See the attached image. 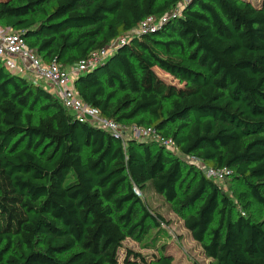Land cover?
<instances>
[{
    "label": "trees",
    "instance_id": "trees-1",
    "mask_svg": "<svg viewBox=\"0 0 264 264\" xmlns=\"http://www.w3.org/2000/svg\"><path fill=\"white\" fill-rule=\"evenodd\" d=\"M180 1L0 0V26L66 69L125 37L76 76L82 100L230 169L243 209L264 208V0H192L158 31L131 33ZM218 182L160 141L79 121L0 60V264H180L166 245L124 247L163 220L136 190L175 205L209 264H264V220L236 212Z\"/></svg>",
    "mask_w": 264,
    "mask_h": 264
},
{
    "label": "built area",
    "instance_id": "built-area-1",
    "mask_svg": "<svg viewBox=\"0 0 264 264\" xmlns=\"http://www.w3.org/2000/svg\"><path fill=\"white\" fill-rule=\"evenodd\" d=\"M191 1L181 0L171 12L160 18L146 17L131 33L146 34L158 31L170 17L181 14L185 6ZM125 39V37H122L112 41L106 47L93 53L89 58L81 60L73 68L66 69L56 61L45 63L29 48L21 34L0 26V60L12 73L20 75L29 73L36 79H42L54 86L56 96L62 100L67 109L74 113L79 121L89 122L110 131L115 136L120 137L123 143L128 138L137 139L146 135L152 140L160 141L168 149L175 147L173 139L162 137L153 127L138 126L136 124L126 125L103 116L98 108L86 104L74 88V81L78 74L108 58L119 44L124 43ZM19 60H22V63ZM206 173L209 177L222 181L225 177L230 176L232 171L228 168H222L219 170L210 169ZM136 192L139 193L137 190Z\"/></svg>",
    "mask_w": 264,
    "mask_h": 264
},
{
    "label": "rangeland",
    "instance_id": "rangeland-1",
    "mask_svg": "<svg viewBox=\"0 0 264 264\" xmlns=\"http://www.w3.org/2000/svg\"><path fill=\"white\" fill-rule=\"evenodd\" d=\"M257 0H252L255 3ZM157 72L165 79L177 84L178 81L174 80L166 72L157 69ZM27 79L28 74H22ZM56 95V93H53ZM195 135V132L194 134ZM137 139H148L146 135ZM175 156L180 157L185 164V171L190 166L195 167L198 170H202L205 173L210 169L205 164L198 161L195 158L186 156L184 152L180 151L177 147L168 149ZM207 174V173H206ZM224 192L237 203L236 212H246L254 221L264 220V208L253 203L248 211H245L242 207L245 201H239V193L245 188L240 183H237L232 177H225L222 181L218 182ZM143 201L148 202L154 209L158 210L163 216V220L159 222V225L154 222L149 223L147 232H144L140 239L128 238L124 242L125 248H131L148 256L151 254H157L158 249L166 245L168 252L172 254L174 260L180 264H209V259L202 253V249L197 242H195L189 231L185 228L183 222V216L175 209L174 204H166L162 198L154 193H148L146 195L138 193Z\"/></svg>",
    "mask_w": 264,
    "mask_h": 264
},
{
    "label": "crops",
    "instance_id": "crops-1",
    "mask_svg": "<svg viewBox=\"0 0 264 264\" xmlns=\"http://www.w3.org/2000/svg\"><path fill=\"white\" fill-rule=\"evenodd\" d=\"M19 62L22 63V60H19ZM29 75V80H32L34 82H37L39 84H41L42 86H44L45 88H47L49 91H51L52 93L56 92V88L54 86H52L51 84H49L48 82L42 80V79H36L34 76L30 75L29 73H27Z\"/></svg>",
    "mask_w": 264,
    "mask_h": 264
}]
</instances>
